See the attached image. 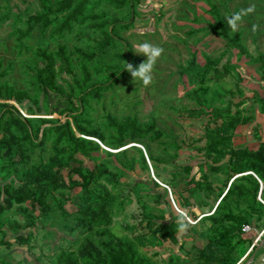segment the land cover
<instances>
[{"label":"rangeland","instance_id":"374dc122","mask_svg":"<svg viewBox=\"0 0 264 264\" xmlns=\"http://www.w3.org/2000/svg\"><path fill=\"white\" fill-rule=\"evenodd\" d=\"M98 1L90 0L96 4ZM41 8V0H0V17L8 16L0 26V61L3 68L12 64L6 79L8 83L29 96L23 105L15 103L22 115L64 122L68 119L64 114L68 106L39 89L31 69L36 60L35 52L39 47L56 51L59 45L66 46L77 78H81V58L75 49L87 50L93 45L92 41L101 38L95 26L98 20L88 19L82 26L75 25L73 33L63 39L50 36L52 28L41 36L39 26L33 25L32 32L18 40L14 32L15 19L21 17L26 21ZM134 12L132 15L129 8L120 10L100 0L94 15L127 25L118 28L124 45H112L106 52L97 54L92 62H85L93 78L90 84L104 82L111 73L120 72L128 63L127 53L140 60L134 63L133 69L138 67L146 57L137 53V49L145 42L163 49L153 69L152 80L144 85L130 72L118 79L102 97L90 101V114L93 125L101 131L107 129L108 116L118 120L135 117L141 123L155 120L157 128L165 135L160 141L149 144L157 159L156 169L151 171L141 162L139 152L129 148L143 145L130 143L120 149H111L102 143L99 150L91 151V157L79 156L80 164L72 162L61 168V175L68 185L71 180H81L82 185L83 179L73 169L82 166L92 171L95 163L109 166L116 174L114 183L101 181L100 185L114 196L109 204L113 221L111 232L118 238L133 240L141 236L148 240L145 246L138 247V253L151 264L262 263L264 213L252 214V233L247 234L249 237L244 234L249 238L248 243L240 242L241 236L237 234L228 246L216 242L215 232H224L234 224L213 223L205 217L212 214L220 196L237 176L230 177L225 168L222 172L214 171L204 152L199 151L206 143L205 128L208 124L214 127L217 122H209L208 117L193 118L187 111L200 105L197 101L200 97L206 106L224 109L225 117H236L238 122L232 128L234 150L255 151L264 143V66L259 61L264 55V0H135ZM220 21L230 25L229 37L240 36L239 46L228 44L212 29ZM229 21H234L235 27ZM92 51L96 52L93 46ZM193 59L199 67H203L207 59H218L220 71L226 64L231 68L224 76L202 81L196 72L184 71L190 69ZM59 63L56 64L58 85L66 94H70L71 87L78 90L67 69H59ZM28 108L41 109V112L31 115ZM69 120L72 122L71 118ZM50 124L52 122H33L31 127L38 131ZM51 150V144H47L31 151L27 167L46 163ZM126 150L137 160L133 170L123 165L122 153ZM110 152L115 155L109 156ZM227 161L223 162L224 166ZM22 168L17 164V157L0 153L3 190L21 186ZM152 182H157L159 187H154ZM89 186L102 192L101 186L95 183ZM82 189L80 186L58 191L48 198L50 207L45 213L31 202L14 203L2 213L0 264H56L61 252L76 251L87 237L96 240V230H87L77 223L78 206L82 202L78 195ZM190 189L195 190L193 195L189 194ZM5 196L4 192L1 202ZM179 196L186 207H180ZM232 198L230 194L228 201ZM259 199L264 201L263 196L257 195ZM246 210L242 202L235 214L243 215ZM179 214L184 215L190 226L178 233L177 243L163 240L156 234L157 227L176 220ZM257 241L255 251L250 254ZM226 251L229 255L221 259L219 253Z\"/></svg>","mask_w":264,"mask_h":264},{"label":"trees","instance_id":"16d2710c","mask_svg":"<svg viewBox=\"0 0 264 264\" xmlns=\"http://www.w3.org/2000/svg\"><path fill=\"white\" fill-rule=\"evenodd\" d=\"M105 1L117 9L129 8L132 15L135 13V0ZM41 3V11L30 18L27 17L26 21L22 20L21 17L15 19L14 32L18 40L25 39L32 32L33 25L39 26L41 36H45L52 28L49 31L50 36L63 39L66 35L73 33L75 25L82 26L88 19L98 20L95 26L100 30L101 38L92 41L93 49L96 52L92 51V46L88 47L87 50L75 49V52L81 58V78H77L72 61L67 54L66 46L59 45L56 51L39 47L35 52L36 60L31 69L37 77L39 89L45 95L50 93L56 96L58 101L66 107L68 106V110L65 113L63 112L68 117L64 122L22 115L15 103L23 105L25 99L29 96L24 91H17L8 83L6 79L10 74L12 64L3 68L0 61V153L2 152L6 156H14V158L17 157V164L23 166V183L20 187L13 190L10 189L11 187H5L3 190L0 185V215L11 209L14 203L23 204L26 202L39 205L42 213H45V210L47 211L50 207L47 203L48 198L55 196L58 191L80 188L81 186L83 189L78 198L82 202L78 206L80 216L77 223L79 226L87 228V230H96L98 238L93 240L87 237L76 251L61 252L57 256L56 264H151L138 253V247L145 246L149 242L148 240L141 236L135 237L133 240L118 238L111 232L113 221L109 204L114 196L106 187L100 185V182L114 183L116 178L114 171L107 165L96 163L92 171L85 170L82 166L75 168L72 171L83 179L82 185L81 180H71L70 185H68L60 172L61 168L68 167L72 162L80 164L79 156L91 157V151L99 150L102 143L111 149H120L130 143L143 145L142 147L131 146L129 148L139 152L141 162L151 171L156 169L157 159L151 152L149 144L160 141L165 135L157 128L155 120L150 119L147 123H141L135 117L128 116L118 120L108 116L107 129L101 131L93 125L94 121L90 114V101L102 97L118 79L127 76L130 73L126 70L127 64L134 67V63L140 61L131 53H127L128 63L120 72L111 73L104 82L90 84L93 78L85 62H92L97 54L106 52L112 45H124L123 39L118 34V28L127 24L116 20L109 21L94 15L93 12L98 7L100 0L97 4L91 3L90 0H41ZM7 18L8 16L0 17V26L7 21ZM218 26H213L212 29L224 37L228 44L235 47L241 44L240 36L229 37L227 33L230 27L229 24L220 21ZM259 61L264 66V55L259 58ZM57 62H60L59 69H67L78 90L71 87L70 94H66L63 88L58 85ZM218 64V59H207L205 65L199 67L193 59L190 63V69L184 71L196 72L202 78V81L215 80L217 75L224 76L229 73L231 68L229 64H226L223 70L220 71L217 68ZM107 69L110 68L107 67ZM197 101L200 105L189 108L188 115L199 119L208 117L209 122H217L214 127L208 124L205 128L204 138L206 143L203 147H199V151L204 152L207 162H210L214 171L222 172L225 168V172H229L230 177L232 175L237 176L232 179L233 181L231 180L232 182L226 188L227 191L220 196L221 200L215 206L212 214L205 218L213 223L232 222L234 224L224 232H215L216 242H219L222 246L232 244L235 234L241 236L240 242L247 241L248 243L247 238L249 235L244 233L242 228L244 226L252 227V214L264 213V201L257 200V195H259V198L264 197V143H261L255 151L234 150L232 128L238 122V119L233 116L225 117L226 111L224 109L213 105L206 106L200 97L197 98ZM27 110L31 115H34L32 113L35 112H41V109L28 108ZM69 118L72 119V122ZM33 122H52V124L36 131L31 127ZM40 134L41 136H39ZM88 137L96 138L101 144ZM47 144H51L52 148L51 156L47 162L32 164L27 167L30 160L29 153L37 147H45ZM108 155L114 156L115 154L110 152ZM122 156L125 158L123 165L133 170L137 160L130 157L127 150L122 153ZM225 160L228 161L224 166L225 163L223 162ZM173 178L175 182L178 181L175 177ZM91 183L101 186L102 192L93 190L89 186ZM261 183L263 185L262 189ZM152 184L154 187H159L157 182H152ZM4 192L6 196L1 202ZM194 192L195 190H189L190 195H193ZM230 194L233 195V198L229 202L228 197ZM67 200H69V197ZM182 200L179 196L180 207H186ZM242 202L247 206V210L243 215L237 216L235 210L239 208V204ZM59 206H62V204ZM179 217L183 218L184 229L188 228L190 225L184 215L179 214ZM131 230H134V228H131ZM179 232L181 231L178 230L177 219L163 223L156 230V234H159L163 240L172 243L178 242ZM244 234L248 237H245ZM263 236L264 233L261 237ZM257 245L258 241L253 243L250 254L255 251ZM227 254L229 255L228 251L219 253L222 256L221 259Z\"/></svg>","mask_w":264,"mask_h":264},{"label":"clouds","instance_id":"9594fccd","mask_svg":"<svg viewBox=\"0 0 264 264\" xmlns=\"http://www.w3.org/2000/svg\"><path fill=\"white\" fill-rule=\"evenodd\" d=\"M233 27H235L234 21H229ZM163 49L154 46L150 43H142L137 49V53L146 57L144 62L140 63L138 67L133 69L132 65L127 64L126 70L131 72L132 77L135 80L142 82L144 85H148L152 80V72L156 65L158 58L161 56ZM178 230L183 231L185 224L183 223V218H177Z\"/></svg>","mask_w":264,"mask_h":264},{"label":"built area","instance_id":"2783aa9c","mask_svg":"<svg viewBox=\"0 0 264 264\" xmlns=\"http://www.w3.org/2000/svg\"><path fill=\"white\" fill-rule=\"evenodd\" d=\"M97 142L101 144V142H99L98 140H97ZM101 145H102V144H101ZM242 231H243L244 233H250V232L252 231V227H250V226H244V227L242 228ZM260 238H261V237H260Z\"/></svg>","mask_w":264,"mask_h":264},{"label":"water","instance_id":"95a60500","mask_svg":"<svg viewBox=\"0 0 264 264\" xmlns=\"http://www.w3.org/2000/svg\"><path fill=\"white\" fill-rule=\"evenodd\" d=\"M134 146V145H133ZM263 188V185H262V183H261V189Z\"/></svg>","mask_w":264,"mask_h":264},{"label":"crops","instance_id":"0c3cea01","mask_svg":"<svg viewBox=\"0 0 264 264\" xmlns=\"http://www.w3.org/2000/svg\"><path fill=\"white\" fill-rule=\"evenodd\" d=\"M260 264H264V261H262V263H260Z\"/></svg>","mask_w":264,"mask_h":264}]
</instances>
